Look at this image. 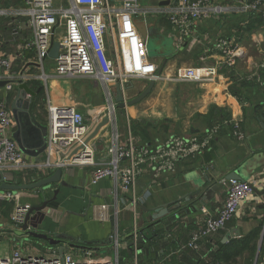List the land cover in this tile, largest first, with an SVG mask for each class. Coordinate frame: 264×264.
I'll list each match as a JSON object with an SVG mask.
<instances>
[{
  "label": "crops",
  "instance_id": "0c3cea01",
  "mask_svg": "<svg viewBox=\"0 0 264 264\" xmlns=\"http://www.w3.org/2000/svg\"><path fill=\"white\" fill-rule=\"evenodd\" d=\"M161 1H165L164 5H167L175 0H139V4L141 9L150 10L149 13L142 15L154 41L152 50L149 51L150 58L158 66L167 55L170 56L169 60L162 74L153 77L156 81L150 94L122 110L117 106V119L120 110L121 115L127 120V116L129 117L130 124L131 120L133 121L138 129L134 137L139 146L153 148L166 143L174 136L202 140L210 135L209 144L200 151L194 150L188 157L180 158L173 172L167 171L157 176L151 167H145L139 177L137 190L139 203L136 206L130 193L118 187L113 180L104 179L94 183L91 168L84 166L64 168L63 179L78 188L59 184L48 188L47 199L55 196L56 188L60 191L48 207L32 214L31 228L52 236L66 234L85 241L90 247L89 250L68 247L64 253L68 250L77 255L93 253L115 264L116 255L114 250H110V243L111 236L116 231L126 244L128 239L124 241L123 236L133 232L136 223L139 229H152L151 213H154L155 209L193 191L200 182L205 181L206 174H209L213 178L212 185H218V188H210L209 199L203 208L188 216L180 218L172 216V222H168L166 218L157 221L153 230L154 233L158 232L157 242L153 248L154 255L147 256L142 250L141 262L143 260L145 263L153 264L158 261L166 264L176 261L175 264H199L202 259L213 264L216 261L212 256L228 251L231 255L228 264H264V244L260 250L264 234V65L256 64L257 56L261 58V54L253 55L245 48L246 43L251 41L256 42L259 48L264 44V36L252 35L244 40L242 33L237 31V25L225 22V19L239 15L228 14L224 16L225 19L209 18L195 22L191 34L183 37L180 30L172 25L168 15L157 11L164 6L160 5ZM16 4H20V1L8 2L6 6L10 8ZM247 22L245 19L241 25H246ZM30 38V33L18 25V19L0 16V53L14 59L13 70L16 74L24 72L35 76L40 73L38 66L30 63L34 57L26 48ZM220 39L227 40L226 46L229 49L239 51L232 67L225 63L222 49L217 48ZM148 46L151 47L150 40ZM258 51L261 53L262 49ZM198 57L199 63L193 65V60ZM53 62L50 60L49 63L54 65ZM240 64L242 66L238 67ZM187 67L201 68L204 71L202 73L209 78L204 81L185 80L183 71ZM77 79L80 78L50 77L47 83L42 78L27 81L34 90L36 84L43 87V94L41 97L37 96L33 107L34 114L41 123L48 126L46 106L48 96L56 105H74L82 112L77 101L84 94V89L80 87L75 89L73 85L76 83H72ZM144 79L147 81L132 83L128 87L127 99L136 97L146 89L149 78ZM16 89L17 87L9 93L0 89V97L7 99L10 108ZM103 89L106 101L102 108L107 104L104 86ZM111 91L117 92L118 85L113 83ZM27 99H30V96ZM96 103L99 105L100 101ZM98 107L95 106L88 111L85 116L87 123H91L100 113L102 108ZM22 118L23 113L20 119ZM103 127L101 134L94 137L90 145L105 153L108 148L106 128L110 127L112 133H115L112 118L111 122L109 120ZM118 128L124 136L127 123L125 131ZM16 129L17 124L15 131ZM236 129L243 138L238 137ZM32 137L33 131L29 139ZM206 155L209 156V160L206 159ZM44 156L45 154L41 155V159ZM232 170L241 171L240 174L251 182L256 190L241 203L236 215L226 227L200 240L199 249L186 248L180 251L179 249L198 231L205 217L204 213L216 215L222 207L230 180L221 183V179ZM29 174L32 178V172ZM34 174L36 175L34 180H26L24 176L19 183H31L52 173ZM23 191H26V195L22 200L30 206H38L45 201L37 190ZM0 202H5L4 206H0V213H13L12 202L1 199ZM103 203L112 205L110 211L113 216L108 220H102L99 216ZM181 203L183 206L187 205L184 201ZM39 218L43 219L42 223L38 222ZM13 230L16 228L11 224V216L8 224L0 222V260L16 249L31 255L61 256L59 250L61 245L67 246L65 242L51 245L42 239L31 237L25 240V236H18ZM255 231L257 237L250 244L244 245V238ZM254 245L256 253L251 263L247 258L250 256V247ZM125 248L127 247L123 249ZM174 256L176 259L172 260ZM118 261L120 264H134L133 257L131 260H123L120 256ZM217 262L226 264L223 261Z\"/></svg>",
  "mask_w": 264,
  "mask_h": 264
},
{
  "label": "built area",
  "instance_id": "2783aa9c",
  "mask_svg": "<svg viewBox=\"0 0 264 264\" xmlns=\"http://www.w3.org/2000/svg\"><path fill=\"white\" fill-rule=\"evenodd\" d=\"M16 0H0V16L18 19V25L30 33L26 48L34 55L30 63L38 66L37 75L16 74L13 70L14 59L0 53V87L5 93L15 90L19 83L30 79L42 78L47 83L51 77L62 79L93 78L105 87L107 104L91 123H87L82 112L74 105H56L48 96V139L44 158H31L24 154L13 138L16 121L6 98L0 97V184L19 183L18 173H24V179L34 180L37 174H49L57 168L89 167L92 180L98 183L111 179L118 187L132 196L134 206L138 205L139 177L146 168H152L157 176L163 172H173L180 158L188 157L194 150L200 151L210 142L205 139L174 136L166 143L147 147L139 146L131 131L127 116V130L122 136L117 119V103L111 85L121 86L126 98V88L133 79L157 77L159 66L149 56L148 41L138 31L134 19L149 13L141 9L139 0H19L7 8L6 3ZM159 13H165L172 25L180 30L182 36H189L193 24L209 18L221 19L228 14L245 16L261 13L264 17V0H175L172 4L160 7ZM260 14V15H261ZM259 15V14H258ZM248 20V19H247ZM183 36V37H184ZM59 43L58 56L49 57L54 42ZM227 40L220 39L217 48L224 52L225 63L234 66L238 49H229ZM226 46V48H225ZM53 60L54 73H46V62ZM201 68H184L185 80L204 81L206 77ZM29 96V95H28ZM127 99V98H126ZM107 114L114 125L113 139L105 153L85 140L102 121L100 114ZM237 128V127H236ZM104 129L101 128L100 132ZM100 132L98 135H100ZM241 139L243 135L235 130ZM63 156H60V154ZM29 172L33 176L30 178ZM28 173V174H27ZM27 174V175H26ZM29 176V177H28ZM30 181V180H29ZM253 184L248 181L230 180L224 203L216 215L204 213L205 217L190 242L181 247L200 248V240L210 237L223 229L233 219L243 201L252 195ZM26 191L2 190L0 199L14 205L11 224L19 229L24 222L30 205L23 202ZM111 204L100 207V219L108 220L113 215ZM135 224V241L140 234ZM128 247L121 240L118 231L111 236L110 250H114L116 263L120 264V251ZM142 250L134 243L133 263H140ZM0 264H111L93 253L77 255L72 251L57 254H26L21 249L14 250L0 260ZM165 264V263H162ZM213 264H222L219 262Z\"/></svg>",
  "mask_w": 264,
  "mask_h": 264
},
{
  "label": "water",
  "instance_id": "95a60500",
  "mask_svg": "<svg viewBox=\"0 0 264 264\" xmlns=\"http://www.w3.org/2000/svg\"><path fill=\"white\" fill-rule=\"evenodd\" d=\"M164 4H166V2L161 1L160 5H164ZM134 22L142 37L149 42L151 38L150 37L151 33L149 31V27L147 26L146 20L142 17V18L134 19ZM58 49H59V43L55 41L49 53V57L55 59L58 56ZM150 50L151 47L149 48V51ZM169 57L170 56L167 55L163 63L159 66L156 74L157 77L162 74L166 63L169 60ZM155 81H156L155 78L149 79V84L146 87V89L144 91H141L136 97L131 99H126L124 97L122 93V88L121 86L118 85V91L113 93V95L115 97V101L117 102L118 104L117 106L119 107V109L122 110L127 106L134 105L140 102L141 100H143L152 91L155 85ZM4 84L5 82H0V87L3 86ZM127 89L128 87L126 88V90ZM28 95L30 96V99H27ZM37 96L38 93L27 82L19 83L15 92L14 99L12 101L11 108L14 119L17 124V129L13 133V138L16 140L19 149L28 156L40 159L41 158L40 156L45 153L47 147L48 126L41 123L34 114L33 107ZM21 112L23 113L22 120L20 119L22 116ZM99 117H102V121L96 125L94 130L85 140V143H88L90 140L96 137L99 134L100 129L105 124L109 123L110 118L107 116L106 113L100 114ZM32 131H33V137L30 140L29 138H31ZM60 156H63V154L61 153ZM64 172H65L64 169L60 167L57 168L54 172H52L51 175L45 176L31 183H27V184L8 183L2 181V183L0 184V189L2 190H13V191L37 190L38 193H40L44 197L45 201L41 205L38 206L35 205L30 207V209L27 211V215L24 219V222L22 223V225H20V228L13 231L18 236H25V240L29 239L30 237L37 238V239H42L51 245H58L61 242H65L67 246L61 245L59 249L62 257H63V253L68 249V247L81 248L83 250H89L90 247L89 245H87L85 241L81 239H76L66 234L59 233L52 236L47 232L34 230L31 228L30 223L32 219V214H34L37 211H41L45 209L50 205L52 201H54L57 198V194L59 193L60 189L56 188L54 190L55 196H53L50 199H47L46 190L48 188H50L55 184H59L60 186L78 188L74 185H71L65 179H63ZM240 172L238 170L230 171L229 173H227L225 177L221 179V183L229 180L247 181L240 174ZM212 180H213L212 176L206 174L205 181L200 182V184L197 185L193 191H189L188 193H185L180 197H177L173 201L160 205L157 209H155L154 213H151V219L153 221V225L151 223L152 229H148V230L143 229L142 231L140 230V234L135 241L132 239L135 234L134 231L123 236L124 241L128 239L127 246L133 249L134 243H136L139 249L144 250L146 253H149L150 251L149 241L155 236L153 230L157 221L166 218L168 222H172V216H175V218H180L198 212L200 209L203 208L206 201L209 199L208 191L211 190L210 188L212 189L218 188V185H214V184L212 185L211 183ZM252 186L254 190H256V187L254 185ZM182 201L186 202L187 205L183 206L181 203ZM44 221H46V219H44ZM38 222L42 223L43 219L39 218ZM263 244H264V234H263L260 250H262Z\"/></svg>",
  "mask_w": 264,
  "mask_h": 264
},
{
  "label": "rangeland",
  "instance_id": "374dc122",
  "mask_svg": "<svg viewBox=\"0 0 264 264\" xmlns=\"http://www.w3.org/2000/svg\"><path fill=\"white\" fill-rule=\"evenodd\" d=\"M238 15L239 16H237V17L235 16V18L231 17V18L225 19V17H223L222 19H225L226 23H232L234 26L237 25V31L242 33V38L244 40L245 39L247 40L248 37H252V35H263L264 36V23L262 25H258V23H257L256 24L257 26L253 30H243L240 28L241 23L244 22L245 19H248L250 17L245 16V15H240V14H238ZM250 19L252 20V17ZM250 19H249V22H250ZM150 41H151V50H152V45H153L154 41L152 38L150 39ZM242 44H244V43H242ZM258 44H260V43H258ZM245 48H248V52L251 54L253 53V55L261 54V58H259L257 56L258 59L257 60L255 59L256 64L258 66L264 65V44L262 46H259V48H258L256 42L251 41L249 43L248 42L246 43ZM257 48H258V50L261 48L262 52L260 53L257 50ZM196 60H193V63H192L193 65L199 63L198 62L199 57L196 58ZM49 62H50V60H48L46 62V73L51 76V74L54 73V69H53V65ZM239 66L241 67L242 64L238 65V67ZM144 80L147 81L144 78L133 79L132 83L136 84V83H139L140 81L144 82ZM72 83H74V84L76 83L75 85H73V87L75 89H77L78 87L84 89V94L81 95L77 101L79 103V105L81 106L80 109L82 110V113L84 114V116H87L88 111L90 109H93L95 106H99L100 108L103 107L106 99H105V96L103 93L104 92L103 91L104 90L103 85L98 79L80 78V79L72 81ZM131 84H128L127 87H129ZM94 93H95V95H94ZM98 100L100 101L99 105L96 103ZM118 118H119L118 119L119 127L121 128V130L125 131L127 119L125 116L121 115L120 110H118ZM135 126L136 125H134L133 121L131 120V131H132V134L134 136L136 135V133L138 131L137 128H135ZM105 131L107 134L106 147H109L111 144V138H112L113 133H112V130L110 127L106 128ZM100 134H101V132H100ZM11 214L12 213H0V222L8 224L10 222Z\"/></svg>",
  "mask_w": 264,
  "mask_h": 264
},
{
  "label": "trees",
  "instance_id": "16d2710c",
  "mask_svg": "<svg viewBox=\"0 0 264 264\" xmlns=\"http://www.w3.org/2000/svg\"><path fill=\"white\" fill-rule=\"evenodd\" d=\"M258 14L257 15H250L249 17L250 18L252 17V20L250 18H248V20H247L248 22H247L246 25H240L241 29H243V30H253L257 26L256 25L257 23H258V25H262L264 23V17L262 16L261 13H258ZM249 19H250V22H249ZM35 87H36L35 91L38 93V97H41L42 94H43V87H41L39 84H36ZM135 128H137V126H135ZM137 133H138V131H137ZM206 159L209 160V156L208 155H206ZM23 175H24V173H18L19 180L21 179V176H23ZM4 205H5V202H0V206L1 207L4 206ZM140 230L142 231L143 228H140ZM157 234H158V232L155 231V236L150 240L151 249H150V253L149 254L146 253L147 256L151 257L152 255H154L155 251L153 252V248L155 247V243L157 242V238H156V236H158ZM257 235H258L257 231H255L251 235H249L248 237L244 238V240H243L244 241V245L250 244V242L252 240H254L255 237H257ZM187 243H185V245ZM250 249H251L250 250L251 251L250 252V256L247 258V260H248V262L251 261V263H252V260L254 259V256H255V253H256V246L254 245V247H250ZM228 253H229L228 251L224 252L223 254L222 253H217L216 255L212 256L213 260H215L216 262L217 261H223L226 264H228V263H230V259H231V255H229ZM120 256H121V259H123V260H126V259H130L131 260V258L133 257V249L130 248V247H127V248L121 250ZM175 259H176V257L174 256V258H172V260H175ZM175 262L176 261L166 262V264H171V263L175 264ZM140 263L141 264H149L147 262L145 263L143 260H142V262L140 261ZM153 264H162V263L157 261V262H154ZM199 264H212V262L203 261L201 259Z\"/></svg>",
  "mask_w": 264,
  "mask_h": 264
}]
</instances>
